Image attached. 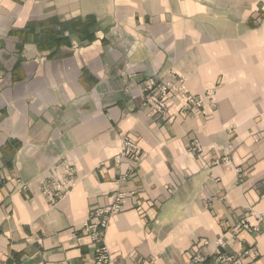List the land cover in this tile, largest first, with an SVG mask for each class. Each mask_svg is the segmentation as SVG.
<instances>
[{"label": "crops", "instance_id": "crops-1", "mask_svg": "<svg viewBox=\"0 0 264 264\" xmlns=\"http://www.w3.org/2000/svg\"><path fill=\"white\" fill-rule=\"evenodd\" d=\"M175 76L211 99L151 112L143 81ZM118 193L115 264H221L217 239L264 264V0H0V264H93L82 225Z\"/></svg>", "mask_w": 264, "mask_h": 264}, {"label": "built area", "instance_id": "built-area-1", "mask_svg": "<svg viewBox=\"0 0 264 264\" xmlns=\"http://www.w3.org/2000/svg\"><path fill=\"white\" fill-rule=\"evenodd\" d=\"M143 104L148 106L151 112L164 114L166 109L170 107L173 99H177L180 103L179 109L183 112L190 111L191 113L197 112L203 104L205 98L211 99V91L206 92L204 96H198L191 94L187 89L182 77H174L173 80L158 79L153 81L151 78H146L142 85ZM195 150L199 151L198 144L195 145ZM128 159L133 163L140 161L141 153L137 142L129 137L124 136L122 139L120 152L115 156V161L118 164L124 159ZM224 160L229 161V157L225 156ZM127 174H122L121 179L125 180ZM67 190V185L57 182L45 185V193L54 200L56 197L64 194ZM123 193L116 194L115 200L112 204L92 208L86 220L82 225V229L87 233L94 245V251L92 254L93 264H115L114 257L110 254L107 247L104 244V235L108 226L109 220L114 215L118 214L121 210V199ZM238 227H242L248 230L259 231L256 226H250L245 222H241ZM207 244V243H205ZM204 244V245H205ZM216 250L211 255L215 262L221 264H244L241 259L234 254L224 253L221 251V247L224 245L220 239L214 241ZM98 245V246H97ZM205 251H200L191 257V264H200L207 259Z\"/></svg>", "mask_w": 264, "mask_h": 264}, {"label": "trees", "instance_id": "trees-1", "mask_svg": "<svg viewBox=\"0 0 264 264\" xmlns=\"http://www.w3.org/2000/svg\"><path fill=\"white\" fill-rule=\"evenodd\" d=\"M52 22H54V19L55 18H52ZM57 25L59 26V30H56V25L53 23V25L48 28L45 32L47 33V31H49L48 33H55V32H58L59 31V37H57V39H53L52 37L48 38V39H42L40 42L42 45L44 46H48V45H53L55 44L56 45H59V44H64L66 43L67 41L64 39L65 37L64 36H61V34L63 33L64 31V28L63 27H60L61 24L60 23H57ZM82 26L80 25L79 28H81ZM37 28H39V22H31V23H28L26 25V27L24 29H21L19 30V35H20V38L23 39V34H25V38L27 36L28 33H33L34 30L38 33L39 30H36ZM24 38V39H25Z\"/></svg>", "mask_w": 264, "mask_h": 264}, {"label": "rangeland", "instance_id": "rangeland-1", "mask_svg": "<svg viewBox=\"0 0 264 264\" xmlns=\"http://www.w3.org/2000/svg\"><path fill=\"white\" fill-rule=\"evenodd\" d=\"M202 249H198V251L196 250L194 253H193V256L196 254V253H199ZM203 251V250H202ZM230 254V253H229Z\"/></svg>", "mask_w": 264, "mask_h": 264}]
</instances>
